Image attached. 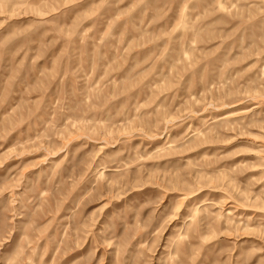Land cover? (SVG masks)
Wrapping results in <instances>:
<instances>
[{"label": "rangeland", "instance_id": "374dc122", "mask_svg": "<svg viewBox=\"0 0 264 264\" xmlns=\"http://www.w3.org/2000/svg\"><path fill=\"white\" fill-rule=\"evenodd\" d=\"M0 264H264V0H0Z\"/></svg>", "mask_w": 264, "mask_h": 264}]
</instances>
